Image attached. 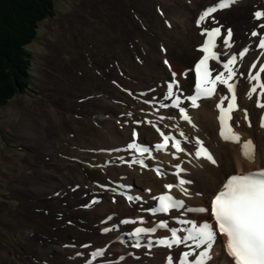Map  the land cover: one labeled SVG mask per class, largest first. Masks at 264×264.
I'll return each instance as SVG.
<instances>
[{"label": "bare ground", "instance_id": "bare-ground-1", "mask_svg": "<svg viewBox=\"0 0 264 264\" xmlns=\"http://www.w3.org/2000/svg\"><path fill=\"white\" fill-rule=\"evenodd\" d=\"M216 2L81 0L66 16L47 24L57 36L56 44L50 49L53 57L48 58L57 69V75L53 80H45L49 82L47 87L53 88L55 97L68 96V86L72 85V90L78 86L71 72L75 71L73 63L79 57L85 61L80 82L89 90L86 94L97 96L88 98V104L84 105L86 120L82 124L72 118L74 113L71 114L70 104L67 113L59 111L55 97L35 105L33 100L27 99L25 107L21 106L34 114V120L37 118L31 121L33 134L26 131L28 135H41L56 143L65 137L72 145L68 167L72 168L70 177L77 181L73 185L70 181L73 179H64V185H67L68 198L74 199L73 208L60 223H55V220L49 223V226L56 227L55 232L67 247V250L58 251L50 248L58 253L60 264H167L169 255L178 258L180 253L189 249L184 245L168 248L156 243L157 240L170 239L171 229H177L180 236L187 235L185 229L192 223L207 221L215 227L208 207L226 178L235 172L264 168V127L261 126L264 109L256 106V94L251 99L247 96L251 87L249 68L256 62L257 68L252 69L254 74L260 64H264V50L256 47L259 38L251 36L253 30L264 34V29L257 27L264 23V19L257 21L254 18L256 10H264V0H236L230 8L212 13L198 25L201 13ZM216 27L221 29V34L214 49L219 58L209 61V66L214 69L213 77L224 71L223 63L231 55L249 48L243 60L238 59L235 66L238 72L235 78L238 108L232 113L230 124L240 136L239 143L224 140L220 135L217 104L221 96L231 98L225 86L217 84V92L210 98L198 100V107H191V101L186 99L196 92L195 64L203 56L200 49L206 39V34L202 33ZM228 29L233 32L231 48L223 42ZM173 73L177 81L173 91L180 96V107L186 108L191 122L181 118L179 107H160L161 103L171 105V99H165V96L169 83L173 81ZM42 76V72L39 73L40 79ZM40 79L38 83H42ZM223 106L227 107V101ZM245 110L247 120L244 118ZM30 119L23 116L22 123L25 125ZM91 122L100 125L104 131H95ZM134 130L136 143L148 147L151 157L128 149ZM70 132L72 135L69 137ZM160 132L180 140L184 151L177 152L171 147V142L166 150L156 149L155 145L162 142ZM247 140H251L254 146L251 160L241 154V143ZM198 141L213 156L215 163L195 155L201 146ZM134 159H143V165L132 163ZM181 179L186 182L183 188L187 194L175 187L169 194L183 200L184 209L153 212L152 209L158 208L157 198L169 192L165 185H177ZM37 191L38 195L43 193ZM86 197L88 200L84 201ZM161 221L167 223V228L133 235L136 228H152ZM225 239L218 234L207 264H232L224 249ZM137 242L140 247L135 246ZM97 249H102L103 255L93 259L92 254ZM201 250L203 246L193 256Z\"/></svg>", "mask_w": 264, "mask_h": 264}, {"label": "rangeland", "instance_id": "rangeland-1", "mask_svg": "<svg viewBox=\"0 0 264 264\" xmlns=\"http://www.w3.org/2000/svg\"><path fill=\"white\" fill-rule=\"evenodd\" d=\"M80 3L81 0H55L53 15L38 23L37 37L27 45L32 57L30 59L31 84L29 85V90L22 94H16L6 105L0 107V264H60L62 261L61 258H57L58 253L52 252L50 248L57 251L67 250L58 233L55 232L56 227L53 225L49 226V223L55 221V223H60V221L67 218L66 216L73 208L71 205L74 199L68 198L67 185H64V179L66 181L72 176L70 174L72 168L68 167V163L71 161L69 152L72 150V145L66 141L67 138L64 139L65 137L56 143V141L50 142L49 138L46 139V137L41 135H32L31 121H35L37 118L35 117L36 119L34 120V114L26 111L24 107L27 99L33 100L35 105L36 102H49V99L55 97V91H53V88L47 87L49 82L45 80H53V77L57 75V69L55 70V67L52 66V61L48 59L53 57V55H50V53H53L50 49L56 44L57 36L47 24L60 16H66L72 11L75 4L79 5ZM54 54L56 55L55 52ZM78 58L76 57V63H73L75 71L71 72L74 75V79L78 81L76 83L78 86L73 88V90L72 85L68 86L71 89L68 90V96H61L60 98L56 96L57 98L55 97L54 101L58 102V110L62 113H67L68 104H70L71 114L74 113L71 115L73 116L72 118L82 124L86 120V116L83 113L85 111L84 105L88 104V98L92 96L97 98V96L86 94L89 93V90L85 89L82 82H80V79L83 78L82 70L85 61H83L84 58ZM41 72L43 76L40 79L39 73ZM39 79L42 83H38ZM23 105L24 107L21 108ZM23 116L31 118L29 121L26 120L25 125L22 123ZM94 123L92 124L91 122L90 125L93 129L95 128V131H104L100 129V125L97 123L95 125ZM23 125L26 128L22 127ZM26 131H31L32 134L28 135ZM71 135L72 133L70 132L68 136L70 137ZM40 140L42 143L39 142ZM36 171L37 174L35 173ZM17 174L19 176L16 177ZM31 179L33 181H30ZM70 181L75 185L77 179ZM37 190L43 193L38 195L39 191ZM87 200L88 197L84 201ZM34 225L36 226L34 227ZM44 225L46 226L45 228ZM69 234L74 235V232ZM101 244L99 243V245ZM75 264L78 263L76 262Z\"/></svg>", "mask_w": 264, "mask_h": 264}, {"label": "snow or ice", "instance_id": "snow-or-ice-1", "mask_svg": "<svg viewBox=\"0 0 264 264\" xmlns=\"http://www.w3.org/2000/svg\"><path fill=\"white\" fill-rule=\"evenodd\" d=\"M236 0H217L216 4L205 9L197 20V24H201L212 13L221 9L230 8ZM254 18L257 21L264 19V10H256L254 12ZM257 27L264 29V23H260ZM202 34H206V39L201 45V51L203 56L195 64L196 82L195 95L187 97L186 99L191 101V107H198V100L202 98H210L217 92V84L223 85L227 88L228 93L231 94V98L228 96H221L220 102L217 104V108L220 110V135L224 140H230L233 142H240V136L236 133L229 121L232 120V113L238 108L235 78L238 75L237 61L243 60L246 54L249 52V48L245 47L238 52V54L231 55L226 62L223 63L224 71H220L213 77L214 69L209 66L210 60H218V54L214 50L216 47V39L221 34L219 27L212 29H205ZM252 37H258V43L256 47L264 50V34L253 30L251 32ZM233 32L231 29L227 30L226 35L223 37L224 45L231 48ZM264 54V52H262ZM259 60V57H257ZM167 63V61L165 62ZM257 68L256 62H253L248 70V81L251 85L247 96L249 99L256 94V106L264 109V64H260L259 69L253 74L252 69ZM242 75V73H240ZM176 74L173 73V81L168 85V92L165 99H171V105L161 103L160 107H179L181 118L191 122L187 110L184 107H180L182 100L180 96L175 95L173 86L177 83L175 79ZM227 101V107H224V102ZM131 115V114H129ZM245 120L248 119L247 110L244 113ZM163 119V117H160ZM149 123H151L149 121ZM261 126L264 127V116H261ZM159 131V129H157ZM162 142L155 145L158 150H166L171 142V147L177 152L184 151L181 147V141L176 139L172 135H165L160 132ZM137 133L133 131V141L127 145L128 149H133L137 153H147L148 157H151L152 153L148 147H142L136 143L135 137ZM183 136V133H181ZM201 144L195 155L197 157H204L215 163L213 156L209 151ZM241 154L246 159H253L254 146L251 140L241 143ZM132 163H140L143 165V159H134ZM179 169V166H177ZM182 171V170H181ZM159 174V170H157ZM186 182L180 180L177 185L168 184L165 188L169 190L168 193L160 195L158 199V208L152 209L153 212L159 211L162 213H168L172 209H184V201L175 199L173 195L169 194L175 187L178 188L185 195L187 190L183 188ZM129 199H135L129 197ZM211 215L215 222L213 224L207 221L200 222L198 224L192 223L191 227L185 229L187 235L180 236L177 234V229H171V238H161L156 241L159 245L172 248L174 245H184L189 250L179 254V257H173L169 255L167 257V264H207L211 248L217 241L218 234L223 235L226 239L224 241V249L227 255L231 258L232 264H264V168L249 171L243 174H234L227 178L223 183L222 188L218 191L211 200L210 204ZM201 211H207L202 209ZM142 219V218H141ZM183 223H189L188 221H182ZM157 228H167V223L161 221L155 227L152 228H136L133 235L139 236L144 232H155ZM108 231V229H105ZM191 241V244L188 242ZM136 247H140L139 242L136 243ZM198 253L193 256L194 252ZM151 247V242L149 243ZM103 255L102 249H97L92 258ZM191 258V259H190ZM91 264V262H89Z\"/></svg>", "mask_w": 264, "mask_h": 264}, {"label": "trees", "instance_id": "trees-1", "mask_svg": "<svg viewBox=\"0 0 264 264\" xmlns=\"http://www.w3.org/2000/svg\"><path fill=\"white\" fill-rule=\"evenodd\" d=\"M55 0H0V107L29 90L27 45L37 37L38 23L52 16Z\"/></svg>", "mask_w": 264, "mask_h": 264}]
</instances>
